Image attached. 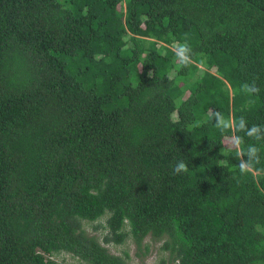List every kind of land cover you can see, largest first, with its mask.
I'll use <instances>...</instances> for the list:
<instances>
[{
	"label": "trees",
	"instance_id": "trees-1",
	"mask_svg": "<svg viewBox=\"0 0 264 264\" xmlns=\"http://www.w3.org/2000/svg\"><path fill=\"white\" fill-rule=\"evenodd\" d=\"M209 109L264 126V0H0V264H264V141L241 175Z\"/></svg>",
	"mask_w": 264,
	"mask_h": 264
},
{
	"label": "clouds",
	"instance_id": "clouds-1",
	"mask_svg": "<svg viewBox=\"0 0 264 264\" xmlns=\"http://www.w3.org/2000/svg\"><path fill=\"white\" fill-rule=\"evenodd\" d=\"M177 61L182 66H189L193 60V50L185 40L184 43H177L173 49ZM151 72L149 75L151 76ZM242 91L248 95L258 94L260 89L253 81L251 84L244 83ZM210 118L214 119L215 127L222 133L229 131L233 132L231 143L223 146L221 155H227L230 152H235L237 160H239L238 168L241 175L247 174L253 170L254 164L260 162L259 148L255 144H249L246 149L242 148L243 137L236 133L243 132L248 138L254 139L257 142L264 141V126L252 125L248 126L246 119L241 116L238 121L233 120L231 117H225L221 111H213L209 109ZM247 157V159H245ZM188 166L185 162L179 161L173 167L174 174H181L188 172Z\"/></svg>",
	"mask_w": 264,
	"mask_h": 264
},
{
	"label": "rangeland",
	"instance_id": "rangeland-1",
	"mask_svg": "<svg viewBox=\"0 0 264 264\" xmlns=\"http://www.w3.org/2000/svg\"><path fill=\"white\" fill-rule=\"evenodd\" d=\"M232 137H224L222 139V144L225 146L231 143ZM107 214L99 217L94 221L84 220V228L85 230L90 233L98 236H101L106 232L105 218ZM100 223L101 226L98 229L93 227L94 224ZM162 240L153 239L150 236H146L143 240V244L140 248H137L136 244L133 242L131 238H127L122 243H106L108 249L117 254L123 255V251L128 252V256H125V264H174L169 260L168 252L161 248ZM147 245V249H146ZM59 264H86L81 263L80 259L73 254L60 251L56 254L52 255Z\"/></svg>",
	"mask_w": 264,
	"mask_h": 264
}]
</instances>
